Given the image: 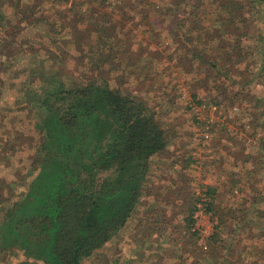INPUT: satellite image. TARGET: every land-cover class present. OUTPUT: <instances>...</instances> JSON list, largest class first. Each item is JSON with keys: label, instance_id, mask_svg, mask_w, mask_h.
I'll list each match as a JSON object with an SVG mask.
<instances>
[{"label": "trees", "instance_id": "obj_1", "mask_svg": "<svg viewBox=\"0 0 264 264\" xmlns=\"http://www.w3.org/2000/svg\"><path fill=\"white\" fill-rule=\"evenodd\" d=\"M44 2L28 1L19 11L20 23L45 29L25 44L38 62L30 61V86L24 90L40 135L32 164L37 174L16 201L0 205V250H19L44 264H84L137 216L153 186V159L166 153L172 142L143 98L123 93L108 81V73L122 74L123 66L125 80L126 73L141 75L153 68L159 51L150 48L156 39L149 44L141 39L138 24L154 27V19L157 24L168 21L165 32L177 44L172 60L190 78V96L205 111L214 109L224 116L239 107L245 111L240 129L249 132L246 122L253 116L256 134L264 129V95L252 94L250 86L264 87V63L259 65L264 62V33L249 31L262 21L264 0H60V7L51 10L41 8ZM131 12L141 18L128 26L136 17ZM26 27L17 29L22 33ZM249 40L256 42L254 51L248 49ZM68 58L75 61L71 70ZM261 139L254 156V145L243 140L234 144L239 174L231 181L237 185L233 195L246 198L247 180H252V190L262 183L261 176L264 180L263 135ZM204 187L212 231L196 246L198 260L203 254L209 259L192 264H264V248L251 251L252 259H247L242 240L219 239L223 229L234 237L245 228L240 215L246 201L226 212V206H216L217 189ZM259 190L250 212L262 217L264 210L258 206L264 202V190ZM192 201L189 211L183 206L180 214L192 232L190 239L198 240L195 214L202 200ZM262 236L264 230L258 233Z\"/></svg>", "mask_w": 264, "mask_h": 264}, {"label": "rangeland", "instance_id": "obj_2", "mask_svg": "<svg viewBox=\"0 0 264 264\" xmlns=\"http://www.w3.org/2000/svg\"><path fill=\"white\" fill-rule=\"evenodd\" d=\"M28 1L38 3V0H0V205L4 206L8 205L10 199L16 201L20 193L28 189L37 174L32 167L33 157L40 143L39 132L34 126L37 116L26 103L24 92L30 86L29 63H36L37 60L31 57L34 53H29L25 44L28 39L43 35L45 29L40 25L26 27L24 23H20L19 11ZM58 1L60 0H47L41 8H59ZM130 14L136 17L128 26L141 18L140 13ZM153 21L156 25L154 27H142L139 23L136 29L137 34L148 44L156 39L153 40L154 47L150 48L152 51H159L157 59L153 61V68L144 69L141 75L132 76L126 73L125 80L126 68L123 66L121 71L124 82L120 71L108 73L107 77L113 88H120L123 93L132 92L143 98L159 117L162 127L171 135L172 142L166 153L153 159V186L148 188L151 192L146 193L147 196L143 198L137 216L118 233L110 245L84 264L196 263L199 248L196 245L203 244L212 231V217L203 204L207 200L205 185L217 189L216 206H226V212L230 208H238L246 201L244 213L240 215V219L245 222V228L238 230L234 237H228L227 231L223 229L219 239L222 235V239L230 243H233L234 238L242 240L244 255L247 259H252L248 253L255 252L257 248H264V236L258 237V233L264 230V215L259 217L250 212L256 202L254 199L258 201L259 189L264 190V180L261 176L262 183L255 186L258 189L252 190L249 188L252 180L248 179L249 186L243 189L246 198L242 194L231 193V189L237 186L232 185L231 181L239 174L236 168L237 147L234 144L243 140L247 145H254L250 149L251 155L254 156L257 154L256 147L262 142L261 135L264 137V129L259 128L255 134L254 129L258 123H255L254 117L251 116L250 121L246 122L249 124V132L241 130V114L245 111H241L239 107L230 109L227 116L216 113L214 109L205 111L199 107L198 102L190 96V78L182 73L172 60V53L177 44L165 32L170 23L167 21L157 24L158 20ZM19 25L26 27L22 33L17 29ZM256 26H252L249 33H255L257 28V34L264 33V11L262 21H258ZM145 32L150 34L142 35ZM247 45L252 51L256 48L255 40H249ZM137 48L138 46L134 45V50ZM39 54L41 57L46 56L43 50ZM260 60L261 58L258 62ZM46 63L48 68L51 61ZM263 63L261 61L259 65ZM58 65L59 63L55 65L57 69ZM66 66L70 70L73 69L75 61L68 58ZM250 87L252 94L259 97L264 95L263 86L253 84ZM250 152L248 151L249 154ZM239 167L241 168L242 164H239ZM192 199L202 200V203L197 205L199 211L195 214V229L201 232V238L198 240L190 239L192 232L183 226V216L180 214L183 206L189 211ZM258 207L264 210V202ZM148 224L151 228L146 229ZM202 259H209V255L203 254L198 261L202 262ZM0 264L44 263L29 259L19 250H0ZM235 264L249 263L244 261Z\"/></svg>", "mask_w": 264, "mask_h": 264}]
</instances>
